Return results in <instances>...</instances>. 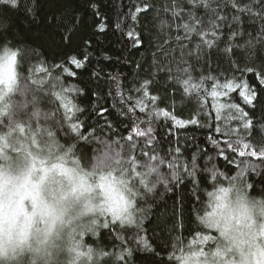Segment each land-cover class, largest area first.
Segmentation results:
<instances>
[{
	"label": "snow or ice",
	"instance_id": "6c2138e0",
	"mask_svg": "<svg viewBox=\"0 0 264 264\" xmlns=\"http://www.w3.org/2000/svg\"><path fill=\"white\" fill-rule=\"evenodd\" d=\"M117 7L113 25L104 0H0V264H264V0ZM146 41L130 84L105 71ZM105 232L113 250L87 244Z\"/></svg>",
	"mask_w": 264,
	"mask_h": 264
},
{
	"label": "trees",
	"instance_id": "16d2710c",
	"mask_svg": "<svg viewBox=\"0 0 264 264\" xmlns=\"http://www.w3.org/2000/svg\"><path fill=\"white\" fill-rule=\"evenodd\" d=\"M105 2V12L111 16L112 18V24L114 25L115 23V19H116V13L118 11H123V8H118L117 6L121 5V4H127L129 3V0H104ZM19 25L21 28L24 29V34L26 36L27 39L31 40L35 37L40 36L41 33V29L39 28L38 25H30L28 23V21L24 20L23 18H20L19 20ZM146 23V22H145ZM114 31V28H113ZM117 35H119V33H117ZM147 35V32H146ZM111 38V36H110ZM107 41H105V44L107 45ZM116 47H120L119 45H117ZM151 51L152 49L150 48V46L148 45L147 41L145 42V45L139 49L138 51H134V55H132L131 57V61L127 64H123V63H113L110 61H104V64L107 65L105 71L106 72H113V73H120L123 76L127 77V81L126 83H131L134 79H136V74H137V69L135 68V62H143L144 59H148L150 58L151 55ZM112 54V53H109ZM124 57L127 58L128 57V53L124 52ZM145 67H147V65H145ZM82 79L87 80V73H85L84 77H82ZM249 79L251 80L252 77L249 74ZM93 88V90L95 89V85L91 86ZM92 100H95V98H91ZM114 101L112 100V98H108L106 101L105 100H101L100 103L104 104L106 106H108L109 108H111V104ZM176 107H177V111L178 113H180V109L183 107V112L180 113L183 118L187 119L188 115H189V111H190V106H183L181 104L180 99L177 97L176 99ZM242 103V102H241ZM85 106H87V102H85ZM255 111V116H254V121H259L261 119H264V111H262V104L260 101H257V107L254 110ZM166 123L165 124H161L159 126V135L161 138V147L162 148H166L167 147V140L168 137L166 136ZM208 132L206 129H200V128H194L192 126H189V128L187 129H182L180 130V136L181 139L183 140V138L185 136L187 137H194L195 138V142L200 144L201 146H205L206 145V136H207ZM220 166L223 169L224 165H223V161H220ZM236 167L235 165H231L229 166V172L230 174H235L236 171ZM254 179L258 180V177H253ZM225 186H227V183L225 182ZM205 188H207L208 191H212L213 189L209 186V185H204ZM185 196L186 199L184 201V209H185V214L186 215H192L191 209H192V203L189 202L188 197V190L185 189ZM252 196H255L256 198H261V192H260V185L257 184V189L255 192H251L250 193ZM202 199L204 201L203 207L206 208L208 211H211V208L208 207V202H209V198L207 197L206 193H201ZM165 201H166V207H165ZM165 201H160L159 203V207L158 208H154L153 211L156 213V216H159L161 214H163L166 210L170 212L172 205H173V201L171 199H168L167 197H165ZM203 214V213H201ZM156 216L152 217L151 222H146L145 223V227L148 229V235L150 237H153V239H155V237L153 236V232H155L156 236L160 235V228L157 227V218ZM165 236H167V233L164 234ZM184 236H188V233H183ZM189 239H191V237H189ZM111 241L112 238L110 236H108V234L105 232L103 234V237L101 238H97L94 236H88L86 237V242L89 246L92 247H104L106 250H113L111 247ZM157 243H162V240H157ZM149 253H144V252H137L135 254V260H136V264H144V257L148 256ZM162 255H165L162 253Z\"/></svg>",
	"mask_w": 264,
	"mask_h": 264
}]
</instances>
